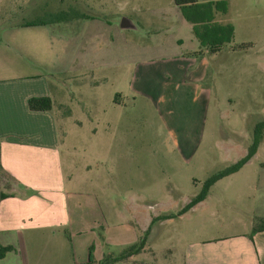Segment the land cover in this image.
Listing matches in <instances>:
<instances>
[{
  "label": "rangeland",
  "instance_id": "rangeland-1",
  "mask_svg": "<svg viewBox=\"0 0 264 264\" xmlns=\"http://www.w3.org/2000/svg\"><path fill=\"white\" fill-rule=\"evenodd\" d=\"M47 2L46 6L53 12L74 9L90 16L92 10L117 25L118 39L108 41L100 48L96 45L90 49V23L83 28L81 19L72 33L67 31L57 35L58 38L62 36V40L54 37L55 44L69 43L62 52L68 72L53 75L61 86L59 100L64 107L53 104L52 112L57 120L65 190L73 192V197L83 199L80 201L82 209L97 201L107 220L106 224L98 219L100 224L108 225L111 233L132 238L139 233L135 222L144 227L151 216L176 213L200 192L209 175L246 154L253 139L254 125L264 120V0H198L199 3L216 2L219 8L227 10V20L234 24V32L232 30L227 42L232 45L251 43V47L244 50L223 52L208 64V75L200 82L209 90L201 136L198 135L200 115L196 104L190 107V101H187L188 106L184 105L183 98L174 97L172 93L166 97V104H162L132 93L130 89L135 68L131 57L133 49L138 52V48L154 49L157 43L172 54L183 52L189 46L190 32L178 29L183 18L173 0ZM155 12H165V21L159 18L160 14L152 16ZM122 17L134 20L137 28H120ZM33 19L0 17V40L3 42L0 76L7 74L9 63L15 61L12 43L29 36L24 30H12L14 34L8 35L1 29ZM165 23L169 26L164 27ZM178 38L184 43L179 47ZM148 56L145 53L142 58ZM103 58L110 60L109 66H98ZM53 62L46 57V66L40 67L52 69ZM62 64L65 68L66 62ZM29 69L45 72L37 67ZM169 122H179L183 128L193 127L182 131L181 126L176 125L180 139L183 133H198L199 143L192 156L184 153L187 146H182V141L183 155L176 146L167 144ZM105 140L111 141L109 146H103ZM107 150L112 154H124V160L120 161L116 156L114 162L104 161ZM262 163L264 134L252 165L215 183L207 197L181 218L176 216L160 224L154 232V244L150 243L154 256H146L147 260L153 264H167V255L175 246V239L182 242L185 236L197 235L193 233L194 227L206 229L208 237L212 238L234 231L239 213L230 201L238 196L246 179ZM47 175L52 177L50 172ZM13 187L12 181L0 171V191L12 193ZM96 230L98 236L102 228ZM42 233L48 236L46 230ZM55 233L60 239L66 232L60 229ZM154 233L151 232L152 237ZM52 245L53 241H45V238L36 245L21 244L16 253H7L0 264H71L69 257L59 255L60 251L56 252ZM96 248L94 254L99 260L91 264L104 262L100 249ZM146 257L138 255L137 259Z\"/></svg>",
  "mask_w": 264,
  "mask_h": 264
},
{
  "label": "crops",
  "instance_id": "crops-1",
  "mask_svg": "<svg viewBox=\"0 0 264 264\" xmlns=\"http://www.w3.org/2000/svg\"><path fill=\"white\" fill-rule=\"evenodd\" d=\"M47 1L61 2V0H0V17L39 19L62 11L61 9L57 12L50 11L46 6ZM198 4L201 3L198 2ZM177 8L183 18V23H178V29H187L190 32L188 48L183 52L172 54L164 45L157 43L154 49L138 48L139 52L133 49L134 53L131 57L135 61V68L130 89L132 93L162 104H166V97H169L170 93L174 97L183 98L184 105H187V101H190L188 104L190 107L196 104L200 115L197 123L199 134L197 132L183 133L180 139V135L176 133L178 129L176 125L181 126L182 131L191 130L193 127L183 128L179 122H169L167 127L169 137L166 138L167 144L176 146L181 155H183V150L180 148L182 141V146H187L184 153L192 156L194 148L199 143L197 134L201 136L208 106L209 90L200 82L206 79L208 64L211 61L218 59L223 52L239 50L235 48L236 45L227 42V45L223 43L220 49L211 51L209 50L211 46L204 45L200 38V26L206 21L214 25L215 37H221L222 33H232V30L234 32V24L227 20L225 8L215 7L205 11L201 21L199 18L192 20L186 9ZM159 14L161 16L159 18L165 21V12H155L152 16ZM80 19L83 28L90 23V49L96 45L99 48L104 47L105 43L114 42L118 39L117 36L119 37L117 25L107 20L105 15L95 14L92 10H90V16L86 15L84 18L31 26H3L4 28L1 29L2 33L8 35L14 34L15 31L12 30H24L29 36L20 40L15 39L16 41L12 43L13 50L16 52L13 54L15 61L9 63L8 73L0 76V167L16 183V188L12 192L13 196L0 200V244L12 245L14 250L10 252L16 253L21 244L36 245L38 241L45 238V241L52 240L54 250L60 251L59 255L69 257L68 263L71 264L73 262L91 264L98 261L99 257L94 254L96 246L100 249L101 258L107 261V264H130L131 262L153 264L147 260L146 256L150 254L151 257L154 256L150 243L154 244L155 233L153 237L149 235L148 241L139 252L117 261L113 259L126 247L138 241L142 236L138 234H142L149 227L152 218L158 215L151 216L144 227L135 222L138 229L136 231L139 233L129 239L120 233H111L108 225H101L100 220L106 224L107 220L98 202L85 205L82 209L83 205L80 201L82 202L83 199L73 197L74 193L64 188L60 143L56 132L57 120L52 112L53 108L50 111H32L27 105L28 98L32 96H47L52 105L64 107L59 100L61 86L56 83L53 75L68 72V64L63 59L62 52L69 42L55 44L53 39L58 38L57 35L60 33L67 31L72 33L73 27ZM122 19L129 26L123 28L119 24L120 28H137L138 24L136 25L134 20L129 17H122ZM168 26L164 24V27ZM59 39L62 40V36ZM124 39L126 40V37ZM230 39L231 35L228 41ZM67 41H70L69 38ZM177 42L178 47L184 44L182 38H178ZM2 45L3 42L0 40V47ZM145 53L149 55L148 58H142ZM46 57L54 61L51 65L52 69L40 67L46 66ZM64 61L65 68L62 64ZM109 61L103 58L98 66H109ZM30 67H37L45 72H38L39 74L31 72ZM43 73H46L48 77ZM192 135L194 137L190 139ZM110 142L105 140L103 146H109ZM107 152L104 156L106 162L116 161V156L120 161L124 160V154H112L109 150ZM253 157L238 171L223 178L233 176L245 166L252 165ZM48 172L51 178L48 177ZM243 186L238 196L230 201L232 208L239 213L235 230L212 238L208 237L206 229L200 226L194 227L193 233L197 235L185 236L182 242L174 238L176 244L172 250L169 249L167 264H264V227H261L259 225L261 223L257 220L259 217L264 219V163L249 175ZM184 214L177 217L181 218ZM173 219L155 223V232L164 221ZM99 228L102 230L96 236L95 231ZM60 229L65 230L66 233L59 239L55 232ZM43 230H46L48 236L43 235ZM89 253L91 262H88ZM138 255H144L146 258L138 260Z\"/></svg>",
  "mask_w": 264,
  "mask_h": 264
},
{
  "label": "trees",
  "instance_id": "trees-1",
  "mask_svg": "<svg viewBox=\"0 0 264 264\" xmlns=\"http://www.w3.org/2000/svg\"><path fill=\"white\" fill-rule=\"evenodd\" d=\"M173 3L175 6L181 8V9H186L188 14L190 15V18L192 20H196L199 18L201 21L202 17L204 16V12L207 10H210L211 8H219V5L216 2H206V3H201L198 4V0H173ZM86 17L85 14L79 13L75 11L74 9H70L68 11H59L54 14H49L46 18H39V19H33L31 21H24L21 23V26H31V25H38V24H45L49 22H55V21H65V20H71V19H79V18H84ZM208 21L204 22L200 26V38L202 40V43L206 45L207 47L211 46L209 50L211 51H216L220 49V46L227 42L230 38L231 33H222L221 37H215V30H214V25L208 24ZM251 47L250 43H240L235 46L238 50H244ZM27 105L28 108L32 111H50L52 108V103L49 97L47 96H32L28 98L27 100ZM264 134V120L259 121L254 125L253 128V139L251 144L247 147V152L246 154L235 161L234 163L230 164L229 166L220 169L211 175H209L205 181L202 184V188L199 193H197L195 196L190 198V200L184 204L176 213H166L163 215H159L157 217H153L151 220V223L149 227L143 232L142 236L133 243L132 245L126 247L122 253L116 257H114L113 261H117L120 259H124L129 257L132 254H135L139 252L146 242L149 239V235H151V232H155V223L161 220L169 219V218H174L176 216H179L188 210H190L194 205H196L198 202L204 200V198L207 196L209 193L211 187L214 185L215 182H217L219 179L230 175L236 171H238L246 162L254 156V154L257 151L259 142ZM0 171L2 174L7 177L10 181H12V184L14 185L13 189L16 188V183L15 181L7 176L5 174L1 167ZM13 196V193H6L3 191H0V200ZM258 222L261 223L259 224L261 227H264V219L259 217ZM14 247L12 245H2L0 244V259L4 258L5 255L13 251ZM91 254L89 253V261L91 262ZM101 264H107V261L104 260L103 263Z\"/></svg>",
  "mask_w": 264,
  "mask_h": 264
},
{
  "label": "water",
  "instance_id": "water-1",
  "mask_svg": "<svg viewBox=\"0 0 264 264\" xmlns=\"http://www.w3.org/2000/svg\"><path fill=\"white\" fill-rule=\"evenodd\" d=\"M120 26L123 27V28H125V27H128L129 25L125 23V20L124 19H122L121 20V23H120Z\"/></svg>",
  "mask_w": 264,
  "mask_h": 264
}]
</instances>
